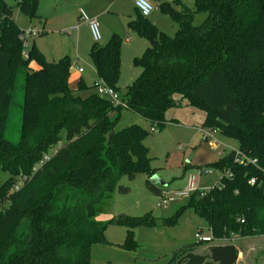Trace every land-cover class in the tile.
Wrapping results in <instances>:
<instances>
[{
  "label": "trees",
  "instance_id": "16d2710c",
  "mask_svg": "<svg viewBox=\"0 0 264 264\" xmlns=\"http://www.w3.org/2000/svg\"><path fill=\"white\" fill-rule=\"evenodd\" d=\"M39 2L18 5L33 19ZM160 7L179 24L174 36L160 33L139 10L128 23L150 45L135 59L142 73L128 86L126 108L163 130L170 108L195 107L205 113L204 128L237 140L239 150L257 160L239 164L231 151L211 164L230 175L205 196L193 194L189 206L214 239L230 241L205 254L185 248L173 260L237 264L233 236L264 233V0H195L191 8L183 5V13L166 2ZM200 13L207 16L196 24ZM22 34L11 7L0 0V172L9 173L0 183V264H90L92 246L107 242L108 224L126 227L123 247L135 250V227L159 226L151 212L119 214L107 223L95 218L113 191H129L120 184L122 175L132 180L156 173L144 143L149 130L138 124L116 129L120 118L113 115L123 107L97 94L81 98L68 84L70 58L50 62L35 45L25 57ZM123 41L114 33L89 53L98 78L117 91ZM15 113L17 141L7 136ZM14 176L21 186L13 184ZM147 185L160 193L151 180Z\"/></svg>",
  "mask_w": 264,
  "mask_h": 264
},
{
  "label": "rangeland",
  "instance_id": "374dc122",
  "mask_svg": "<svg viewBox=\"0 0 264 264\" xmlns=\"http://www.w3.org/2000/svg\"><path fill=\"white\" fill-rule=\"evenodd\" d=\"M19 1L6 0L12 9L14 20L26 36L24 51L28 52L35 45L50 62L68 56L71 60L69 87L76 90L75 92L83 99L91 94H97L94 84L99 78L89 54L91 46L96 41L88 22L83 18L79 19L78 16L82 10L88 15L92 13L91 11L100 12L96 19L100 32L98 43L106 44L114 32L124 40L120 54L121 76L118 85L122 87L120 94L125 99L127 86L142 73L141 68L135 64V59L141 57L150 45L146 37L140 36L128 24L129 20L138 16L134 0H43L38 12L42 16L39 17L42 23L38 17L31 19L25 16L19 9ZM194 1L151 0L154 9L147 19L160 33L174 36L179 24L173 21L160 5L166 2L183 13V5L191 8ZM206 16L205 13L196 14L194 23L202 24ZM30 30L36 31V35H29ZM75 66L81 67L83 73H77ZM117 114L120 119L116 129L138 124L149 130L150 134L144 143L149 149L151 165L156 169L155 175L164 181L158 184L162 190L172 192L181 188L185 185V177L205 168L210 174L202 177L201 189L210 190L223 175L222 171L211 165L212 162L219 160L223 154L239 150L237 140L225 137L220 132L216 135L215 141L202 139L198 129L203 128L205 113L187 104L167 111L166 117L169 122L163 130H151L152 124L149 120L125 107L120 112L116 111L113 116ZM12 117L7 136L17 141L19 115L15 113ZM62 135L64 138L60 145L66 141L65 132H62ZM191 157L193 158L190 161L191 166L186 169L187 161ZM8 177L9 173L1 171L0 183L6 181ZM148 179L144 173H138L132 180L122 175L120 184L129 187V191L125 193L113 191L111 198L101 204L95 219L107 223L119 214L144 216L151 212L159 219V226L135 227L134 239L137 247L135 250H129L123 247L128 229L121 225L108 224L105 230L107 242L92 246L90 264H175L173 260L182 256L183 249L194 246L192 251L195 254H204L208 252V247L213 245L214 240L213 243L197 242L196 236L199 231L206 236L211 233L206 221L189 206L193 195L177 198L170 194L165 206L158 207L160 196L148 188ZM13 184L21 186V177L14 176ZM170 218L175 219L174 223L163 226L162 221ZM248 260L249 264H256L254 256ZM248 260H242L241 264H248L246 262Z\"/></svg>",
  "mask_w": 264,
  "mask_h": 264
},
{
  "label": "built area",
  "instance_id": "2783aa9c",
  "mask_svg": "<svg viewBox=\"0 0 264 264\" xmlns=\"http://www.w3.org/2000/svg\"><path fill=\"white\" fill-rule=\"evenodd\" d=\"M134 5L135 8H137V10H139V12L141 13V15L143 17H148L152 11H153V6L151 4V0H134ZM90 25V29L92 32V36L93 39L98 42V40L100 39V32H99V25L97 23L96 20H92L89 22ZM29 35L31 36H35L36 35V31L30 30L28 32ZM24 39V43L26 41V36L24 34L21 35ZM26 46V43H25ZM23 55L25 57H27V52L24 51ZM94 87L96 88V93L97 95L100 97H103L107 100H109L114 107H127V103L125 101L124 98L121 97V94L119 91H117L116 89L114 90L112 87L108 86L105 81L103 79H100L98 81L95 82ZM152 130H155L154 128H152ZM200 132H202V136L204 140H214L216 139V135L219 133L216 129L214 128H201ZM235 152V162L239 163V164H249L252 163L254 165H257L258 162L256 159H252L248 156H246L243 152H241L240 150H234ZM45 159H48V156L45 157ZM223 176H227L230 175V171L227 172H222ZM210 174V171L205 168V169H198L196 170V172L191 173L187 176V181L185 183L184 186H182L181 188L175 189L172 192L165 190H161L160 193L158 194L160 196L159 201L157 203L158 207H163L165 206V204L168 202L170 194L177 197V198H181V197H189L193 194H196L197 192L199 193V195L201 196H205V194L207 192H209L210 190H206V189H201V178L203 176H207ZM222 179V178H221ZM257 183V179L256 178H252L250 180V184H256ZM219 184V183H218ZM217 184V185H218ZM235 236H233L232 239H234ZM197 242H202V243H211L214 240V237L212 235L206 236V235H202L201 231H199L197 233L196 236Z\"/></svg>",
  "mask_w": 264,
  "mask_h": 264
},
{
  "label": "crops",
  "instance_id": "0c3cea01",
  "mask_svg": "<svg viewBox=\"0 0 264 264\" xmlns=\"http://www.w3.org/2000/svg\"><path fill=\"white\" fill-rule=\"evenodd\" d=\"M42 1L43 0H40V2H39V6H38V9H37V11L39 12V10L41 9V4H42ZM135 6V5H134ZM135 8V7H134ZM137 9V8H136ZM82 10V9H81ZM92 13L90 14V15H88V14H85V12H84V10H82L81 12H80V15L78 16V18L79 19H85L87 22H88V24H89V22L90 21H92V20H96L97 19V17H98V14H100V12H95V11H91ZM39 14V13H38ZM40 15V14H39ZM39 17H42L41 15L39 16ZM39 17H38V19H39ZM132 20H134V19H132ZM129 21H131V20H129ZM39 22L40 23H42V20H41V18L39 19ZM129 23V22H128ZM45 31L43 30L42 31V33H44ZM115 33V32H114ZM114 33H113V35H114ZM117 34V33H116ZM119 35V34H118ZM112 36V35H111ZM123 39V38H122ZM98 43V42H97ZM95 44V43H94ZM93 46V45H92ZM91 46V47H92ZM91 49V48H90ZM43 53V52H42ZM48 60V59H47ZM49 61V60H48ZM56 61V60H55ZM76 62H78V60L76 61ZM75 70H76V72L77 73H79V74H81V73H83L82 71H83V69L81 68V67H77V66H75ZM94 70H95V68H94ZM96 72V71H95ZM98 76V75H97ZM129 85H131V84H129ZM128 85V86H129ZM119 86V85H118ZM127 86V87H128ZM120 87V86H119ZM121 90H122V87H120V91L119 92H121ZM175 122H178V120H176V119H173ZM203 127V126H202ZM151 128H152V126H151ZM200 129L201 128H199L198 130H199V132H200ZM152 130V129H151ZM200 135H201V137H202V139H203V136H202V132H200ZM228 153H230V152H228ZM227 153V154H228ZM227 154H223L221 157H220V159L221 158H223L224 156H226ZM191 159H193L192 157L190 158V159H188V161H187V165H186V169L187 168H189L190 166H191V164H190V161H191ZM219 159V160H220ZM218 161V160H217ZM214 162H216V161H214ZM213 163V162H212ZM187 177H185L184 179H185V182H184V184L186 183V181H187V179H186ZM220 180H221V178H219ZM202 178H201V185H202ZM220 180H219V182H220ZM218 182V183H219ZM217 183V184H218ZM216 184V185H217ZM162 190V189H161ZM210 230V229H209ZM210 233H211V231H210ZM210 235H212V234H210ZM215 241V242H214ZM214 243L213 244H225V243H229V241L230 240H216V239H214ZM232 241H234L235 243H236V245H237V247H238V249H239V259H238V262H237V264H241V262H242V260H245V259H247L248 260V258L249 257H255V263L256 264H264V233L263 234H260V236H254V237H245V238H240V237H235L234 239H232ZM260 244H262V245H260ZM260 246V247H259ZM209 248V247H208ZM257 249H259V251L257 250ZM199 254H202V253H199ZM205 254V253H204ZM253 254V256H251ZM248 264H249V260L248 261H246Z\"/></svg>",
  "mask_w": 264,
  "mask_h": 264
},
{
  "label": "water",
  "instance_id": "95a60500",
  "mask_svg": "<svg viewBox=\"0 0 264 264\" xmlns=\"http://www.w3.org/2000/svg\"><path fill=\"white\" fill-rule=\"evenodd\" d=\"M149 180H151V182H152L153 184L157 185V186H158V184L164 182L163 180L159 179L155 174L152 175V176L149 178Z\"/></svg>",
  "mask_w": 264,
  "mask_h": 264
}]
</instances>
